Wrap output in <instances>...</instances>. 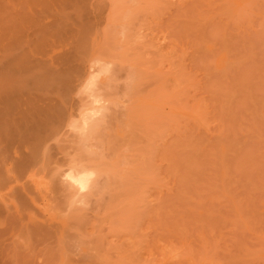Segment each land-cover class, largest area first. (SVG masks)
Segmentation results:
<instances>
[{
	"label": "rangeland",
	"instance_id": "rangeland-1",
	"mask_svg": "<svg viewBox=\"0 0 264 264\" xmlns=\"http://www.w3.org/2000/svg\"><path fill=\"white\" fill-rule=\"evenodd\" d=\"M46 1L96 18L70 98L107 110L0 179V264H264V0Z\"/></svg>",
	"mask_w": 264,
	"mask_h": 264
},
{
	"label": "bare ground",
	"instance_id": "bare-ground-1",
	"mask_svg": "<svg viewBox=\"0 0 264 264\" xmlns=\"http://www.w3.org/2000/svg\"><path fill=\"white\" fill-rule=\"evenodd\" d=\"M68 20L64 9H51L46 0H0V179L10 184L30 178L32 170L53 173L57 161L51 142L65 125L87 145L107 110L101 103L74 118L70 95L82 79L76 65L87 56L97 21L91 16L78 26ZM95 39L96 34L92 44ZM94 81L90 78L86 86ZM69 172L93 173L85 168Z\"/></svg>",
	"mask_w": 264,
	"mask_h": 264
},
{
	"label": "clouds",
	"instance_id": "clouds-1",
	"mask_svg": "<svg viewBox=\"0 0 264 264\" xmlns=\"http://www.w3.org/2000/svg\"><path fill=\"white\" fill-rule=\"evenodd\" d=\"M111 66L101 67L99 64L96 65V75L92 79H99L101 75L108 73ZM99 103V101H97ZM95 174L92 172H83L78 176H74L71 172L67 173L64 177L66 181L76 186L80 194L86 193L89 190L90 184L93 181Z\"/></svg>",
	"mask_w": 264,
	"mask_h": 264
}]
</instances>
